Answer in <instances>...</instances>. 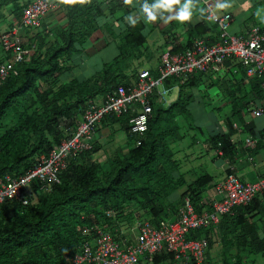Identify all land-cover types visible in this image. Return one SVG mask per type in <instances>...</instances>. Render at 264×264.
<instances>
[{
	"label": "trees",
	"instance_id": "obj_1",
	"mask_svg": "<svg viewBox=\"0 0 264 264\" xmlns=\"http://www.w3.org/2000/svg\"><path fill=\"white\" fill-rule=\"evenodd\" d=\"M29 1L0 0V22L5 19L2 13L5 8L8 16L19 22L22 8ZM123 2L110 1L106 16L99 0H66L61 5L64 25L53 30L42 27L22 47L32 49V55L17 64L16 75H10L0 86V179L23 175L40 156H47L66 137L65 129L78 125L87 102L101 101L118 86L130 84L135 74L130 72V62L138 58L147 40L145 26L139 20L134 26L124 22L115 32L119 46L111 62L89 78L79 80L71 75L76 68L72 58L85 55L83 45L91 42L95 33L103 30L113 36V30L106 23L102 26L101 21L115 14L114 9ZM203 34L195 28L188 38H200ZM191 42L176 43L170 54L182 53L190 48ZM224 66L228 75L233 74L232 68L237 69L236 83L242 92L246 86L244 69L234 59H227ZM202 77L203 74L194 73L185 82L168 79L165 86H177L176 98L166 108L152 107L151 118L141 135L129 132V115L101 120L102 125H118L127 137L126 152L120 158L109 159L104 169L94 159L97 151L94 141L90 149L68 158L65 169L58 175L59 182L49 192L40 191L26 205L17 200L2 205L0 264H67L87 240L81 234L83 228L95 224L118 241L119 226L130 227L136 219L155 226L158 220L175 214L184 198L196 213L210 211L204 197L212 186V177L203 166L183 168L177 159L178 143L189 140L193 145L200 140L205 151L220 152V157L228 159L237 151L231 144L234 132L231 122H227V133L207 138L200 130L196 132L192 124L189 109L194 105ZM263 82L264 78L248 81V89H252L249 94L258 100L264 97ZM245 89L241 98L247 93ZM136 140L138 146L134 144ZM230 171L227 169L226 175ZM190 173L194 174L186 182ZM38 186L32 181L33 191H38ZM263 199L264 195L258 196L247 205L235 207L221 216L217 225L187 233L186 241H206L201 264H211L209 250L216 244L220 264H264V234H260L253 221L264 212ZM133 205L140 212L130 208ZM106 211L115 212L114 217H107ZM183 263L175 261L171 254H159L151 264ZM186 264H193L190 258Z\"/></svg>",
	"mask_w": 264,
	"mask_h": 264
},
{
	"label": "built area",
	"instance_id": "obj_2",
	"mask_svg": "<svg viewBox=\"0 0 264 264\" xmlns=\"http://www.w3.org/2000/svg\"><path fill=\"white\" fill-rule=\"evenodd\" d=\"M202 6L203 21L216 27L217 41L209 44L200 37L182 53L171 55L170 51H163L154 71L139 69L126 87L118 86L101 101L87 102L78 125L65 129L66 137L47 156H40L35 166L23 175H6L0 179V210L8 201L17 200L26 205L40 191L49 192L52 185L59 182L58 175L65 169L68 158L91 148L96 126L105 117L127 114L129 132L144 133L152 107L166 108L175 99L170 96L173 92L177 94V86H165L168 79L185 82L194 73L205 75L208 71H216L227 59H234L244 69V85L250 80L264 78V34L260 28L255 26L244 36H232L228 31L230 15L217 16L206 2H202ZM54 14L63 15L57 0H30L22 8L19 22L0 31V86L10 75H16L17 64L29 59L32 49L22 47L40 31L43 19ZM2 27L0 23V29ZM236 70H232L233 74ZM261 89L264 90V82ZM252 112L260 115L263 108L261 105L252 107ZM233 129L238 130V127L233 125ZM256 143V139L248 138L244 144L249 149ZM134 144L138 146L139 141ZM215 154L221 155L217 151ZM32 181L38 183V191L31 188ZM213 193L212 198L204 197L210 211L196 213L184 198L175 214L158 220L155 226L136 219L130 235L121 233L118 241L95 224L85 227L81 234L87 240L69 257L67 264H151L153 257L159 254H171L175 261H183V264L188 258L193 264H201L206 241H186L187 233L217 225L219 218L235 207L247 205L264 195V173L247 183L225 174L223 181L214 186ZM105 215L111 218L115 212L106 211Z\"/></svg>",
	"mask_w": 264,
	"mask_h": 264
},
{
	"label": "crops",
	"instance_id": "obj_3",
	"mask_svg": "<svg viewBox=\"0 0 264 264\" xmlns=\"http://www.w3.org/2000/svg\"><path fill=\"white\" fill-rule=\"evenodd\" d=\"M57 1L62 5L66 0ZM99 1L103 3L101 5L102 11L108 16L106 5L112 0ZM143 2L144 0H129L128 3L123 2L120 7L114 9L113 13L115 14L107 19L104 18L101 21V25L103 26L106 23V26L113 30V36L111 37L108 32L103 30L95 33L94 39L83 45L85 55L81 54L72 58L71 63L76 67L74 70H79L83 67L86 57L91 62V60L97 56L99 58L98 62H100L99 65L101 66L111 62L116 57L117 52H110L109 47L112 46V42L116 41L115 32H118L123 23L127 22L125 17L129 14H131L134 19L139 17L137 20L143 23L145 26L144 33L147 34V40L140 51L141 54L138 58H133V60H140L144 63L145 69H150L151 72L157 67L160 54L163 51H170L176 43L185 44L190 40L193 41V39H196L188 38V34L192 29L198 28L200 32H204L202 37H204L209 44H213L217 41L218 34L216 27L206 24L203 21L204 8L202 2H206L217 16H221L225 13L230 15L228 31L232 36H244L255 26L259 27L260 31L264 34V0H192V15L189 20L177 22L174 18L173 11V13H164L165 16L173 17L169 19L167 23L161 21L159 16L156 21L145 23L144 16L140 12V5ZM152 2L153 0H148V3ZM180 2L183 3L184 0H180ZM220 3H227V7L219 8L217 5ZM175 7H178V5L174 6V9ZM2 13L5 14V19L0 22L3 26L0 31L9 29L18 23L15 22L13 19L14 17L8 16V8L3 9ZM64 23L63 15L54 14L46 16L43 19L41 28L44 27L47 30H53L56 26H62ZM152 35L151 44L147 43L148 38ZM131 65H134L133 62H131ZM233 69L235 68H232L231 72ZM137 71L134 72L136 73ZM227 73L225 66H221L216 71H208L203 75L201 83L195 92L194 104L197 107L192 104L189 112L193 117V122L196 118L195 114L198 112L202 115L201 117L203 119L205 117L207 121V135L204 134L203 130L205 125L192 122L197 132L200 130L202 136L205 138L217 133L214 126V119L221 120L218 114L223 115L226 119L225 129L227 122H231L232 126L236 125L238 130H234L231 144H234L237 153H234L232 159H228L222 156H215L214 151H205V146L200 140H196L193 145H191L189 140L180 141L178 143L179 153L177 154V159L181 161L183 168L185 166L186 169L203 166L205 172L212 177V186L206 190L205 194V196H209L210 198L213 197L214 186L223 181V174H226L225 170L227 169H231V174L244 183L253 182L264 173V97L258 100L256 96L249 94V91L252 89H248V85H246L242 87V92L246 88L245 91L247 90V93L244 98H241L242 92L239 90V85L236 83L239 80V74L236 72L235 74L228 75ZM91 76L92 74L89 77ZM71 78L73 77L71 76ZM174 98H176V95ZM260 105L263 108V112L260 115H255L252 112V107H259ZM215 115L217 116L215 117ZM209 124H211V126H209L211 129L207 126ZM98 125L99 128H96L94 136L96 145L99 144V139H101L103 135H106L105 139H108V137H110V131H115L117 128L121 131L118 125H109L108 123L106 125L99 123ZM189 133L191 134V132ZM124 135L127 139L125 133ZM248 138L256 139L257 143L254 147L246 149L244 143ZM126 139L124 142L125 145ZM121 148L122 147H120V149ZM193 174L194 173H190L185 177L186 182L190 181ZM261 202L264 207V199ZM253 221L256 223V226L259 227L260 234H264V212L260 216H255Z\"/></svg>",
	"mask_w": 264,
	"mask_h": 264
},
{
	"label": "rangeland",
	"instance_id": "obj_4",
	"mask_svg": "<svg viewBox=\"0 0 264 264\" xmlns=\"http://www.w3.org/2000/svg\"><path fill=\"white\" fill-rule=\"evenodd\" d=\"M152 37H153V35L148 38L147 43H150ZM111 44H112V46L109 47V51L110 52L111 51L117 52V46H119L118 38L116 37V41L112 42ZM94 59L91 60V62H90V60H88V58L86 57L85 62L83 64L84 68L83 67L80 68V69L83 68L84 70L83 69L82 70H80V69L79 70H73L71 75L78 78V79H85V78L89 77L91 74H93L101 66V65H99L100 62H98L99 58L96 56ZM131 62H133L134 65H130L131 66L130 72L137 71L140 68L145 69V66L143 65L144 63L141 62L140 60L139 61L132 60ZM136 62H138V63H136ZM101 64H103V63H101ZM126 74H129V72L126 71ZM66 79L67 78H65L64 80L66 81ZM175 95H176V92H173L170 96V99L174 98ZM194 106H196V105L194 104ZM195 115H196V118H195V121L193 123H197L199 125H205L203 130H204V134L207 135V131H206L207 121L205 120V117L203 119L201 117L202 115L199 112L196 113ZM206 116H207V114H206ZM216 116L217 115H215V117ZM218 116L221 119L220 121H219V119L218 120L214 119L215 120L214 126L216 128V132L217 133L218 132H220V133L226 132L227 133V130L225 129V124H226L225 120L226 119L223 117V115L218 114ZM201 120H203V121H201ZM207 126L209 127V126H211V124H209ZM209 129H211V127H209ZM196 132H197V130H196ZM105 136L106 135H103L102 138L99 139V144L97 145V151L94 155V159H96V161L99 162L100 165H102L103 169H104V167L107 166L109 159L120 158L122 156V154L126 152V145L124 144L126 138H125V135L122 131H119L117 128V130H115V131L114 130L110 131V137H108V139H105L106 138ZM120 147H122V148L120 149ZM133 206H130V208L134 209V211L137 213L140 212V211H138V207H135V206L133 207ZM132 226L129 227L128 225L127 226L121 225V226H119V230L121 233H124L125 235H130L129 233H130ZM218 251H219V244L213 245V247L209 250V257H210L209 261L211 264H220V258L218 257ZM251 258L252 257L250 256L249 259H251Z\"/></svg>",
	"mask_w": 264,
	"mask_h": 264
},
{
	"label": "clouds",
	"instance_id": "obj_5",
	"mask_svg": "<svg viewBox=\"0 0 264 264\" xmlns=\"http://www.w3.org/2000/svg\"><path fill=\"white\" fill-rule=\"evenodd\" d=\"M125 3H128L129 0H124ZM178 5V7L174 6ZM219 8L227 7V3H220L217 5ZM192 0H184L183 3L180 0H153L152 3H148V0H144L140 5V12L144 16L145 23L154 22L159 19L164 23H167L169 19H172V16H165L164 13H173L174 18L177 22H184L189 20L192 15ZM136 19L133 18L131 14L125 17V20L129 25H135L137 23Z\"/></svg>",
	"mask_w": 264,
	"mask_h": 264
},
{
	"label": "bare ground",
	"instance_id": "obj_6",
	"mask_svg": "<svg viewBox=\"0 0 264 264\" xmlns=\"http://www.w3.org/2000/svg\"><path fill=\"white\" fill-rule=\"evenodd\" d=\"M127 115V114H126Z\"/></svg>",
	"mask_w": 264,
	"mask_h": 264
}]
</instances>
